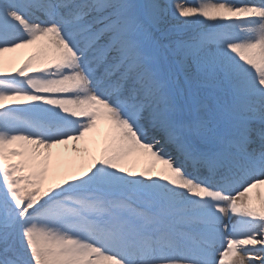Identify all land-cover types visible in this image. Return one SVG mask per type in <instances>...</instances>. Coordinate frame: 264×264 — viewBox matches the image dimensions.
<instances>
[{
	"label": "snow or ice",
	"instance_id": "obj_1",
	"mask_svg": "<svg viewBox=\"0 0 264 264\" xmlns=\"http://www.w3.org/2000/svg\"><path fill=\"white\" fill-rule=\"evenodd\" d=\"M0 264H264V0H0Z\"/></svg>",
	"mask_w": 264,
	"mask_h": 264
},
{
	"label": "bare ground",
	"instance_id": "obj_2",
	"mask_svg": "<svg viewBox=\"0 0 264 264\" xmlns=\"http://www.w3.org/2000/svg\"><path fill=\"white\" fill-rule=\"evenodd\" d=\"M30 52H31V49H21L15 53H11L9 55L17 58V61H19V60L24 59ZM80 149H82V148H80Z\"/></svg>",
	"mask_w": 264,
	"mask_h": 264
},
{
	"label": "rangeland",
	"instance_id": "obj_3",
	"mask_svg": "<svg viewBox=\"0 0 264 264\" xmlns=\"http://www.w3.org/2000/svg\"><path fill=\"white\" fill-rule=\"evenodd\" d=\"M188 2L191 3V2H193V0H188ZM68 147H69V151H70V146H68ZM85 147H87V145H85L84 142H80V143L77 144V148H82L83 149Z\"/></svg>",
	"mask_w": 264,
	"mask_h": 264
}]
</instances>
